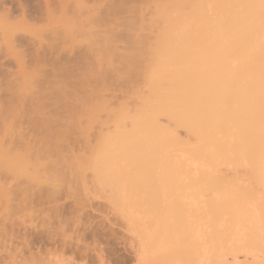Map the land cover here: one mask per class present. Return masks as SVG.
<instances>
[{"label":"bare ground","instance_id":"bare-ground-1","mask_svg":"<svg viewBox=\"0 0 264 264\" xmlns=\"http://www.w3.org/2000/svg\"><path fill=\"white\" fill-rule=\"evenodd\" d=\"M41 2L33 7V2L27 4L34 9L31 18L42 19L54 6L72 13L73 16L65 24L69 31L65 29L61 34L62 29L58 30L61 32L56 33V36L62 40L67 38L72 44L76 39L73 38L74 34L72 37L70 30L78 29L83 34L76 36L84 37L83 42L88 43L87 51L77 67L83 70L78 73V86L83 88L85 96L80 99L73 90H68L74 86L69 80L74 74L72 72L78 71L74 68L76 66L63 67L60 64L59 67L58 61H54L56 64L52 67V80L48 87L43 80H38L42 70L38 72L36 68L30 71L32 80L28 88L37 90L35 99H31L28 104H23L20 99L17 103L19 107H9L6 111L0 109V117L3 116L1 112L23 115V118L34 115V119L30 120L34 128L40 135L41 132L45 135L46 141L53 142L49 144L42 140L44 143L37 148L34 145L32 149H27V146L23 161L19 158L16 162L17 158L12 157L16 163H23L19 164L22 176L27 177L26 173L29 172L25 169L28 168H36L35 171L40 170L45 174L46 171H52L54 175L51 177L54 179L48 178L50 173L47 178L62 187L65 176L61 174L60 162L70 163L61 155L64 153L59 150V140L68 137V124L85 121V118L87 125H92L99 119L103 123L107 121L103 115L106 113L107 116L108 112L109 117L112 116L109 118L111 122H128L132 130L122 128L121 124L119 132L110 134L109 139L105 137L108 141L103 140L109 142V145H98V150L92 149L90 152L89 159L72 163L77 164V172L84 173L91 169L96 178L104 177L105 182L107 178L111 179L112 174L114 176L113 158L121 153L131 160L128 159L127 163L137 178L142 175L138 177L136 171L141 173L140 168H145L143 171H146L148 167L151 171L154 170L155 175L152 174L151 179L156 182V170L161 169L160 172L163 173L162 168H165V173L169 171L165 174L167 177L172 174L167 181L170 186V181L179 180L181 170L185 172L179 176V181L183 179L182 183H185V177L187 180L192 178L186 171H191L193 163L198 164L199 174L193 183L192 179L187 182L188 186L177 180L174 187L169 188L167 184L166 188L165 184L160 183L164 181L159 173L160 177L156 176V179L158 178V182L160 180V184L157 182L156 190L152 185H146V179L143 180L147 181L142 183L143 187L138 185L139 180L136 185L125 187L111 185L104 189L100 185L101 189H96L100 190V202H27V207L34 209L33 207L41 206L42 210L37 224L35 223V230L30 227L34 231L28 229L30 232L26 233L27 228H24L26 234H23V247L26 251L23 247V253L20 248L15 251L14 248L18 247L15 239L22 238L19 235L12 236L6 230L7 223L13 225L15 221L10 218L0 219V264H170L174 254L171 245L177 243V247L184 246L178 242L184 243L185 240H188L184 243L185 246L191 249L185 254L190 255L188 264H264V0H164V4H156L155 0H117L111 5L105 0ZM6 3V0H0V5ZM18 3L23 15L30 12L31 8L26 4L27 7ZM151 3L155 18L151 19L150 24L137 22L141 18L139 16H142V12L138 15V10ZM104 6L106 10H103ZM12 8L15 9L14 6ZM104 11L110 14L122 11L129 13L126 31L125 28L123 30L127 32L125 35L129 45L126 53H121L113 45L121 35L118 37L119 34H115L114 39L112 34H108L111 37H103L104 34L99 33V42L97 40L95 43L93 40L92 43L91 39L94 37L91 38L90 32L86 34L82 31L87 27L89 29L86 30H93L95 25L106 21L105 13L101 14ZM14 12L17 11L10 10L9 15H0V23L11 19ZM135 15H138V20L134 19ZM142 20L146 21L144 17ZM154 23L158 24V29L151 42V36L148 37L149 34L143 32L146 30L143 27H155ZM105 24L104 22L102 25ZM99 25L98 27H102ZM14 38L15 35L9 36L11 40ZM38 55L40 54L35 57L41 59ZM39 58H35L38 59L35 60L37 65L40 63ZM115 65L119 66L118 70H114ZM2 67L0 66L3 71ZM60 74L64 77L63 81ZM70 74L72 75L67 80ZM114 77L117 82L120 80L118 77L123 78L122 82L119 81L122 91V86L126 85L124 77L129 81V87L127 84L126 90L124 89L125 93H130V96L127 94L128 101L116 107L117 109H111L112 105L109 106V102L106 103L100 95L104 85V89H107V83L109 86L113 84ZM141 77L143 90L137 86L138 78ZM111 79L113 81L108 82ZM60 85L63 87L60 88ZM64 87L68 88L67 91L62 89ZM136 87L139 88L135 89ZM23 88L26 90L27 86ZM49 94L52 101H57L52 103L57 106L59 103L65 104V112L69 111L66 112L69 117L65 120L68 126L65 124L67 127L65 126L66 131L63 129L66 132L63 131L64 135H61L62 130L55 131L52 125L54 120L59 121L53 118H57L58 113L55 114V110H51L53 112L50 114L43 112V101L48 99ZM131 106L133 109L130 110ZM79 126L75 130H79ZM70 127L73 129L74 126ZM70 129L69 134L73 131ZM181 130L188 137L187 140L181 139V134L179 138L178 132ZM84 131V126H81L79 134ZM173 145L183 150L187 158L183 161L176 159L172 153ZM6 149L9 156L10 150ZM6 149L2 148L5 154ZM5 157L8 166L11 161ZM112 160L114 163L109 164ZM87 161L90 162L87 164ZM16 163L11 162L9 167L12 169L9 171L14 172ZM64 165L67 164H62ZM69 166L73 168L74 165ZM69 169L71 174L75 171L71 167L68 171ZM108 172H112L111 177ZM173 173L175 176L177 173L179 175L174 177ZM147 176L148 174L145 178H150ZM40 177L43 178L41 175ZM143 178L142 176L140 181ZM51 181L48 180L50 184ZM91 190L95 191L93 188ZM108 194L120 197L110 198ZM144 194H152L148 195L151 199H145ZM161 195H165V199ZM87 210L90 212L87 213ZM178 220L183 223L180 228ZM14 241L17 246H14ZM185 246L182 247L183 250ZM122 250L128 255L119 254ZM20 252L23 256L16 255Z\"/></svg>","mask_w":264,"mask_h":264},{"label":"rangeland","instance_id":"rangeland-1","mask_svg":"<svg viewBox=\"0 0 264 264\" xmlns=\"http://www.w3.org/2000/svg\"><path fill=\"white\" fill-rule=\"evenodd\" d=\"M39 1L41 2L42 0H39ZM49 1L51 3H54V2H57L58 0H49ZM116 1L117 0H105V2L108 5H111L112 3H115ZM163 1L164 0H155L154 3L157 2L159 4L162 2L164 4L165 2H163ZM6 2L7 3L5 5H3V6L0 5V15L7 16V15H9L10 10H12V12L13 11H17V12H14V15L8 21L6 20V22L0 23V66L2 67V65H3V67H2L3 71L0 68L1 69V72H0V87H1L0 88V109H3V110L5 109V111H6L9 109V107H15V108L19 107L18 106L19 104H17V103H19L18 101L20 99H21L20 101L23 104H28L31 99H33V98L35 99L37 97V93H36L37 90L33 91V88L30 90L28 88V87H30V86H28V84H30V82L32 80V78H31L32 76L30 75V71H32L33 69H36V68L38 69V72H39V70H42L41 72H39V76H38L39 79L38 80H40V79L43 80L45 84L47 83V85H45V86L48 87L50 81L52 80L50 73L52 74V72H53L52 67H54L53 65L56 64L55 63L56 61H58L59 64L58 63L57 64L59 65V67H61L60 64H62L63 67L74 66V65L76 66L74 68H76V70H78V71L72 72V74L74 73L73 76L71 77L72 74H70V76L68 78H66L68 80L71 77L69 81L72 82L74 84V86L70 87V89H68V88L67 89L73 90L78 98L80 96V99H81V96L82 97H83V95L85 96L83 88L78 86V81L80 80L78 77H79L80 72H82L83 70H79V69H77V67H78V63L80 62L81 57L87 51V44L88 43L86 44V42H83L84 37L83 38L80 37L83 33L78 32L77 31L78 29L70 30V34L72 33L71 34L72 37L74 34L73 38L76 39V42H73L72 44L69 42V40L67 38L66 39L63 38V40H62L56 36L57 35L56 33L61 32L58 30L62 29V32H61V34H62L65 29H68V26L66 27L65 24L68 21L69 17L73 16V14L72 13L69 14L67 11L65 12V11L57 8L56 6H54V7L50 8L49 13H47L45 17H43L42 19H39V20H37V19L35 20V19L31 18L30 16H31L32 12L34 11V9L32 10V7L34 5L40 4V2H38V0H6ZM18 2H20V4L22 3V5H24V6H26L28 3L33 2V4H31L32 7H29V5H27L29 8H31V9H29L30 12L27 11V12H29L27 14L28 15L30 14L29 17L28 16L25 17V15H27V14L23 15L22 11L19 10V3ZM10 3H12V4H10ZM13 4H15V5H13ZM12 5L15 7V9L16 8H18V9L15 10L14 8H12L13 7ZM16 5H18V6H16ZM103 10H106L105 6H104ZM152 10H154L153 3H151L148 7H143L141 10H138L139 11L138 15H139V13L142 12L141 13L142 16H139V17H141L140 20H142L144 17V19L146 21L138 20L137 19L138 15H135L136 18H134V19H137L138 20L137 22H145V23L147 22L148 24H150L149 22L151 21V19L155 18L154 17L155 13ZM104 13L106 15V16L105 15L104 16L106 17V21H107V22L104 21L106 23L104 26L102 25V24H104V22H103V23H100V25H102V27H98V25H99L98 24V25H95L96 27L95 26L93 27L94 29L92 28L93 30H90V31L86 30L87 28L89 29V27H87L86 29L84 28L82 31H85V33L90 32L91 38L94 37L93 39H91V42L94 40L95 43L98 40L97 39L98 35L100 37V34H102V35L104 34L103 37L104 36L111 37L108 34H112L113 37L115 34H116L115 36H118V34H119L118 37H120V35H121L120 39H118V38L115 39V37H114V39H115L114 43L115 44H113V43L112 44L121 53L122 52L126 53V51L129 48V45H128L127 36H126L127 32H124V31H126L125 25L129 19V13L122 11V13L117 12V13L110 14L107 11H104L101 14H104ZM132 15H134V14H132ZM132 15H130V16L132 17ZM107 16H108V18H107ZM145 23H143V24H145ZM158 23L160 24L159 21H158ZM140 24H138V25H140ZM154 24L156 25V23H154ZM151 25H153V24L151 23ZM157 25L155 27H151V26H149L150 28L147 27V28H149L148 29L149 31H147V28H146V26H148V25H144L145 27H143L144 29H146L143 32L145 33V31H146L149 34V35L147 34L148 37L151 36V38H150L151 42L154 40V37L156 35V29H158ZM95 28H96V31H95ZM124 28H125V30H124ZM67 31H69V29ZM91 31L94 32V34ZM143 32L141 31V34ZM76 34H78V35L81 34L79 36L80 38L77 37L78 35L76 36ZM11 35L12 36L15 35V38L12 40L9 39V36H11ZM123 35H125V36L122 38ZM23 36H24V39H23ZM60 37H62V36H60ZM80 41L83 43H81ZM94 42H92V43H94ZM97 42H99V40ZM36 54H40L38 56H40L41 59L39 57H35ZM35 58H39V61H40V63L38 62L39 65H37V63L35 62V60L38 61V59H35ZM118 69H119V66L115 65L114 70H118ZM2 72H4V73H2ZM6 72H8L9 74ZM77 74H78V76H77ZM60 76H61L62 81H63L64 77L61 74H60ZM121 77H123V76H121ZM61 78L58 77V79H60V80H61ZM124 78H126V80L124 79L123 81H125L126 82L125 84L127 85L129 83L128 78L127 77H124ZM141 78H138L139 84L137 82V84H138L137 86L142 88L143 78L142 79ZM112 79L108 82L113 81ZM121 79H123V78L118 77V80L122 82ZM114 81L117 82V79L115 77H114ZM114 81H113V84L115 83ZM119 81L117 83H115V85L111 84V86H109L110 84L108 85V83H107L108 88L104 89L106 87V85H104V87H102V89L100 90L101 97L103 99H105L107 102L105 100L104 101L106 103L109 102L108 103V104H110L109 106L112 105V107H110L111 109L112 108L117 109L116 107H118L122 103H126V101H128V96H130L129 95L130 93L129 94L125 93V90H126L125 86L126 85H124V83H123L124 86H122L123 87V91H122V88H121ZM63 84H64V82L62 83V85ZM117 84H119L120 87ZM62 85H60L59 87L61 88ZM131 85L133 86L135 84H131ZM26 86H27L26 90H28V93L26 92L25 88H23ZM65 87L62 89L65 90L66 89ZM127 87H129V84L127 85ZM139 87H136L135 89H137ZM141 88H139V89L143 90V88L142 89ZM67 89H66V91H67ZM91 89H89V90H91ZM129 91L130 90H128V92ZM23 92H26V93L23 95ZM127 94H128V96H127ZM49 101H51V102H49ZM55 101H56L55 99H54V101H52V97L50 96V94L48 96V99L43 101L44 106H45L44 111H43L44 113L50 114L54 110L56 111L55 114L58 113L57 118L55 116H53V118L58 119L60 121L59 122L57 120H54L55 125L54 124H52V125L55 127V131L57 130L59 132V130L60 131L62 130V132H61V135H62L63 131H64L63 129H65L68 125H69V129L71 128L70 126H74V127H72L73 129H70L71 131L72 130L74 131L75 127L77 129L81 123L82 124L79 126V130H81V126L82 127L84 126V128H85V131L83 133L80 132V134H79V130H75L74 132L72 131V132H70L71 134H69V129L66 128L67 131H66V129H65V131L68 132L66 134L68 137L65 136L67 138H65V139L62 138V139H64L62 141L59 140V142H60L59 143V146H60L59 150L60 151L62 150L63 151L62 153H64L65 156L63 154H61V155L65 159L66 158L68 159L67 162H69L71 165H74L72 168V166H69L70 164L68 165V163H65L64 161H62L63 163L60 162L61 174L63 175V177L65 176L64 177L65 182H62L64 187L63 186L61 187L59 185V183H58V185H55L54 183H52V181L50 179H48L49 177L51 179H54L53 177H51L53 174V173H51L52 171H49V172L46 171V174H45L44 172L43 173L40 172V170L35 171L36 168L33 167L35 170H33L32 168L25 169L26 171L28 170L27 172H29V174L26 173L27 177L23 173L25 171L22 172L25 177L22 176V174L20 173L21 172L20 166L23 163L21 164V162H20L19 164H21V165L19 166V164L16 162H18L19 158H20V161H21V159L23 161V154L25 153L24 150L26 151L25 148L27 146H28L27 149L28 148L32 149V147L34 148L36 146L35 148H37L42 143H44L46 141L45 137H44L45 135H42V132H41V135H42L41 136L40 132L37 131L34 128L33 123H31V121H32L31 118L34 119V117H35L34 115L28 116L25 114L26 117L23 118V115H17V114L12 115V114H8L5 112H4L5 114H3V112H1V114L3 116L1 115L2 117H0V219L10 218V219H12V221H15V222H13L14 223L13 225H10V223H7V225H6L7 226L6 230L9 234H11L12 236H15V237L17 235H19L22 238V239H20V238L15 239V237H14V239L17 241V242L14 241V243L15 242L18 243V247L14 248L15 251H16V249H19V248L22 249L21 247L24 246L23 245V236H24L23 234H26L27 232H30L32 229H34V226L37 224V219L41 216V213H40L42 210L41 206L33 207L34 209H31V208L27 207V202L30 203V201L31 202L35 201L34 203H41V204H44L45 202L46 203L52 202V200L53 201L55 200V202H53V203H56L57 201H58V203H64V201H66L67 203L68 202L69 203H71V202L87 203L90 201H92V202L99 201L100 202V199L102 198L100 196L101 195L100 192L98 194V191H100V190H96V189H101L100 185H102V187L103 186L104 187L105 186L110 187L111 185H113V186L124 185L123 187H125L126 185H133V184L136 185L137 181L139 180L138 185L143 187L144 184H142V183L147 182V181H143V180L146 179V180H148V183H146L147 186L149 184L148 187H151V185H152V188L154 187V189H155V185H157L156 188H158V184L161 183L163 185L165 184L166 188L169 185L168 187L170 188V187H174L176 185L175 182H178L180 180L179 176L185 172V171L181 170L180 175L177 173L179 176L177 174L175 176L173 173V176L174 177L178 176L179 180L177 179L178 181L175 180L174 182L170 181L171 182V186H170L169 182H167V181H169L170 178H168V177L169 176L171 177L172 174L171 173H170L171 175L168 174V177H167L165 174H167V172H169V171H167L165 173L164 172L165 168H164V170L162 168L163 173L160 172L161 169L156 170V171H158L157 172L158 174L161 173L160 176L162 177L161 179H163L162 181H164V183L160 182V180H159L160 183L157 181L158 178L156 179V176L160 177L158 174L155 176L156 182L155 181L153 182V180L151 179V176L153 177L152 174H154V172H153L154 170L151 171V169L146 167V169L150 170V171H147V170L143 171V169H145V168H143V169L140 168V170H142L143 172L141 171V173H140L139 171H136V173L139 174L138 177H140L141 175L144 177L142 179V181H140V178L142 176L140 178H137V175L135 174V172L129 168L130 166H128L127 162H128L129 158L127 156H124V155L122 156L120 153V156H118L117 158L116 157L113 158L115 163L113 162V160L109 161V164H110V162L114 163V165H113L114 166V170H113L114 176L112 174L113 171L111 172L112 177H111V174L108 172V174H110V177H111V179L107 178L108 181L106 180L104 182V177H101V178H103V180L100 181L101 178L100 179L96 178L95 173L93 171H91V169L85 171L84 173L83 172L80 173L78 171L79 172L78 173L77 172L78 169L77 168L75 169V166L77 164L75 165L72 163H75L77 161L80 162V161L84 160L85 158L89 159V156H91L90 152H92V149H97L98 145H100V146L103 144L106 145L107 143L109 145V142L106 143L103 140H105L106 138L109 139L108 137L111 136L110 134L113 133L112 135H114L116 133L115 131L119 132L118 130H119V128H121L120 127L121 124H122V128H125L128 131H131L132 129L129 128L130 123L128 125V122H126L127 124H125V122H122L121 124L120 123L115 124V123H113L114 122L113 120L111 122V120L109 118H112V116L109 117V112L107 114L108 118L106 116V113L103 112V114L105 113V115H103V117H105L106 118L105 120H107L106 122H103V123H101L102 120L100 121V119H99L98 122H95L92 125L90 123H88V125H87L86 124L87 119L84 117L85 121L79 120V123L76 122L77 126L75 125L76 123H73L72 125H70L71 124L70 122H69L70 124H68V122H67V124H68L67 125L66 121H67V118L69 117V115L67 113L69 111L68 112L66 111L67 113L65 112V110L67 109V108H64L65 104H61L58 102L59 104L57 106L56 104L52 103ZM130 102H131V99H130ZM53 104L56 106L55 108L53 107L54 106ZM51 105H53V106H51ZM52 108H54V109H52ZM131 108L133 109L132 106L130 107V110H131ZM51 110H53V111H51ZM110 115H112V113H110ZM100 117H101V115H100ZM101 119L104 120V118H101ZM108 121H110V122H108ZM90 125L92 128L90 127ZM53 126H52V128H54ZM116 127H118L117 130H115ZM65 131H64V133H66ZM82 131H83V129H82ZM179 132H178L179 138H180V134H181V139L182 138H183V140L188 139V137L186 136V134L182 130ZM107 139L105 141H108ZM42 140H44V142H41ZM189 140L191 141V139H189ZM46 142L49 144L53 143L50 140L46 141ZM173 146L171 147L174 149L173 152H172V149H170V150L174 154V157H177L176 159L183 161L184 159L187 158V156L185 155V152L183 150L178 148L176 145H173ZM2 148L3 149L8 148L10 150L9 156L12 155L11 158L7 155V152L9 154V151L6 149L7 151L5 154V150L3 151ZM65 149H67V150H65ZM179 149L182 152L178 151ZM175 150H177V151H175ZM2 151H3V154H5L4 156L2 154ZM32 151H34V149ZM5 156H7L8 159L10 158L9 161H11L13 164L16 163L14 172H12L11 170L9 171V169H12V167H9L11 162H9L10 164L7 166L8 162H6ZM13 156L17 158V161L15 160L16 162L12 159ZM92 157H94V156H92ZM85 160H87V159H85ZM47 161H48V159H46L45 162H47ZM90 161H91V159H90ZM92 161H93V158H92ZM5 162H6V166L8 168L5 167ZM89 162L87 161V164ZM62 164H67V165L62 166ZM28 166L29 165H27V167ZM66 166H68V167H66ZM111 166H112V164H111ZM69 167H71V170L72 169L75 170L72 172V174H71L70 169H69L70 172L68 171ZM37 168H39V167H37ZM191 168H192L191 171H186V172H188L187 173L188 175L191 174L192 178L191 177H188V178H191L192 182H191V179L187 180V178L184 176L185 177L184 180H185L186 184L184 182L182 183L183 177L181 178L182 180L179 181L180 184H185L188 186L189 183L187 184V182L190 181L191 183H193L194 179H197L196 176H198V174H199L198 173V164L193 163ZM29 169H31V170H29ZM34 172L37 174H34ZM76 172L78 173V175ZM149 172L151 174L150 176H149ZM147 174H148L147 177H150L148 179L145 178ZM40 175L43 178L44 177L45 178L41 179ZM47 175H48V178H47ZM76 175H77V177L75 178ZM163 175H164V177H163ZM38 176L42 181L38 178ZM73 176H74V178H73ZM165 177L168 179H166ZM65 178H67V181ZM45 179H48L49 181H51L52 184H50V182H48V180L45 181ZM109 179H110V181H109ZM157 182H158V184H157ZM48 183H49V185H48ZM56 184H57V182H56ZM138 185H137V187H138ZM185 185H184V187H187ZM83 186H85L86 188ZM132 187L133 186H131V188ZM25 188H27V190H25ZM92 188L95 189V191L91 190ZM106 188L107 187H105L104 189H106ZM159 188H160V186H159ZM23 189L27 193L24 192ZM160 190H161V188H160ZM160 190H159V193H161ZM162 190H163V188H162ZM92 191H94L93 194H91ZM28 192L29 193L31 192V193L28 194ZM95 192H96V194H95ZM50 193H52V194H50ZM107 193H105L104 195L106 196ZM27 194H28V196H26ZM157 194H158V192H157ZM40 195H42V196H40ZM144 195H145V197L144 196L143 197L145 199H148V197L151 196L152 194L151 195L148 194L149 196L146 194H144ZM29 196H31L33 200H31V197H29ZM36 196L38 197V199ZM53 196H54V198H53ZM108 196H111L110 198L120 197L117 195H109V194H108ZM153 196H155L154 193H153ZM158 196H160V195L158 194ZM158 196H157V198H159ZM161 196L163 197L165 195H161ZM33 197H36V198H33ZM25 198L28 200L25 201L24 200ZM166 198H167V196H166ZM163 199H165V198L163 197ZM159 200H160V198H159ZM102 201L103 200H101V202ZM43 208H45V207H43ZM86 212L89 213L90 210H87ZM178 221H179L178 222L179 223L178 228H180V226H182L183 223L180 220H178ZM19 224H20V226H19ZM24 228L25 229L27 228V230L28 229L29 230L31 229V230L25 231ZM35 228H36V226H35ZM38 229H40V228H38ZM34 230H32L31 232H33ZM19 236H17V237H19ZM185 239H187V238H185ZM187 241L185 240L184 243L186 244ZM16 243L14 244V246L15 245L17 246ZM178 243H179V245L183 244L185 246V244L182 243V241H181V243L180 242H178ZM177 246H178L177 243L171 245V249L173 250L174 254L171 256L172 263H170V264H186V262L190 258L188 256H190V255H185V254L189 253L191 251V249L189 248L188 244H187L188 248L185 246L187 249L185 248L184 250L182 249V247L184 248V246H182V245H181V247H177ZM24 247H23V249H24ZM23 249H22V253H23ZM188 250H189V252H187ZM24 251H26V250L24 249ZM177 251L178 252L181 251L182 253H180V252L178 253ZM11 253H13V252L11 251ZM22 253L20 252L16 255L17 256H20V255L23 256ZM119 254H121L123 256L128 255L125 252H123V250L121 252H119ZM4 255L8 256L7 253H5ZM13 255H15V252ZM188 263H190V260L187 262V264Z\"/></svg>","mask_w":264,"mask_h":264}]
</instances>
